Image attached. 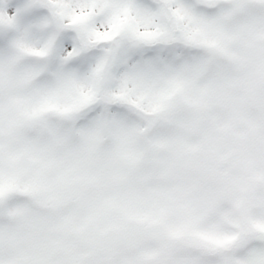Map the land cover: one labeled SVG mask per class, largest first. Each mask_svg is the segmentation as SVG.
Returning <instances> with one entry per match:
<instances>
[{
  "label": "snow or ice",
  "instance_id": "obj_1",
  "mask_svg": "<svg viewBox=\"0 0 264 264\" xmlns=\"http://www.w3.org/2000/svg\"><path fill=\"white\" fill-rule=\"evenodd\" d=\"M0 264H264V0H0Z\"/></svg>",
  "mask_w": 264,
  "mask_h": 264
},
{
  "label": "rangeland",
  "instance_id": "obj_2",
  "mask_svg": "<svg viewBox=\"0 0 264 264\" xmlns=\"http://www.w3.org/2000/svg\"><path fill=\"white\" fill-rule=\"evenodd\" d=\"M254 194H255V190L249 189V191H248L249 197L253 196ZM252 210H254V209H252Z\"/></svg>",
  "mask_w": 264,
  "mask_h": 264
}]
</instances>
